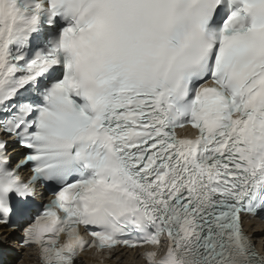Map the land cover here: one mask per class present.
Instances as JSON below:
<instances>
[{"label": "snow or ice", "instance_id": "obj_1", "mask_svg": "<svg viewBox=\"0 0 264 264\" xmlns=\"http://www.w3.org/2000/svg\"><path fill=\"white\" fill-rule=\"evenodd\" d=\"M260 212L264 0H0V226L41 264H264Z\"/></svg>", "mask_w": 264, "mask_h": 264}]
</instances>
